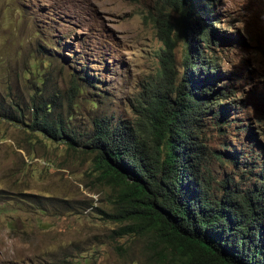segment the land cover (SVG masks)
Segmentation results:
<instances>
[{
    "label": "rangeland",
    "instance_id": "374dc122",
    "mask_svg": "<svg viewBox=\"0 0 264 264\" xmlns=\"http://www.w3.org/2000/svg\"><path fill=\"white\" fill-rule=\"evenodd\" d=\"M201 1L177 40L174 67L186 76L201 52L222 73L215 84L233 100L221 102V120L193 125L191 142L204 147L218 192L224 179L244 192L264 176V0ZM154 18L180 15L165 0H0V264L145 263V240L110 237L120 224L104 215L112 192L87 139L94 116L111 126L134 120L132 104L160 66ZM203 29L208 45L198 39ZM34 94L62 97L77 143L2 115L10 105L27 111Z\"/></svg>",
    "mask_w": 264,
    "mask_h": 264
},
{
    "label": "trees",
    "instance_id": "16d2710c",
    "mask_svg": "<svg viewBox=\"0 0 264 264\" xmlns=\"http://www.w3.org/2000/svg\"><path fill=\"white\" fill-rule=\"evenodd\" d=\"M165 1L176 7L180 18L153 19L162 42L160 66L132 104L134 120H120L115 126L107 117L91 120L89 147L112 192L111 211L104 215L120 224L110 237L145 240L144 264H264V200L243 193L234 180L220 181L218 192L206 178L210 170L202 163L204 147L191 142L192 126L199 127L208 115L221 120L226 112L221 102L233 100L225 87L215 84L223 75L200 57L201 52L186 76L174 67L177 40L188 35L185 22L197 14L199 0ZM201 2L207 7L213 4ZM198 39L208 45L209 32L203 29ZM190 59L186 53L184 63L191 64ZM73 88L77 89L75 83ZM63 103L54 94L41 99L34 94L29 113L10 105L2 115L48 138L77 143L80 130L71 124L72 116L61 115ZM226 154L236 164L235 155ZM259 178L263 198L264 176ZM227 189L232 200L228 191L222 192Z\"/></svg>",
    "mask_w": 264,
    "mask_h": 264
},
{
    "label": "clouds",
    "instance_id": "9594fccd",
    "mask_svg": "<svg viewBox=\"0 0 264 264\" xmlns=\"http://www.w3.org/2000/svg\"><path fill=\"white\" fill-rule=\"evenodd\" d=\"M259 180H260V178L259 179H256L255 182H254V184L251 187L249 186L243 193H245V192L248 191V193H245V194H250L251 193L250 196L257 195V196H259V198L262 201V200H264L263 199L264 197L262 198L263 195H262V193H261V191L259 189V187L261 186L262 181H259ZM231 194L232 193H230L229 195L231 196L230 199L232 200V198L234 197V195H231ZM251 202H253L252 198H251Z\"/></svg>",
    "mask_w": 264,
    "mask_h": 264
}]
</instances>
